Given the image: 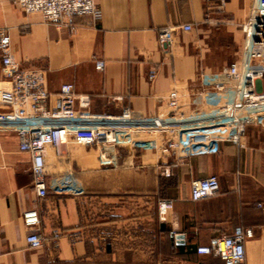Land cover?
<instances>
[{
    "label": "crops",
    "instance_id": "obj_1",
    "mask_svg": "<svg viewBox=\"0 0 264 264\" xmlns=\"http://www.w3.org/2000/svg\"><path fill=\"white\" fill-rule=\"evenodd\" d=\"M95 1V18L77 16L71 29L0 0L14 59L42 67L50 92L72 83L93 114H166L172 89L180 103L231 98L224 72L239 54L250 0ZM164 27L173 29L166 50L158 40ZM257 89L264 93V76ZM158 146L147 136L132 151L109 155L64 147L63 156L49 155V175L71 172L80 190L49 189L39 199L29 154L14 132H0V264H222L196 249L237 229L252 231L245 263L264 264V127L248 125L238 143L188 158L163 157ZM206 178L215 189L194 197L191 181ZM163 199L170 200L165 220L158 216ZM31 208L45 237L38 248L25 241L21 215Z\"/></svg>",
    "mask_w": 264,
    "mask_h": 264
},
{
    "label": "built area",
    "instance_id": "obj_2",
    "mask_svg": "<svg viewBox=\"0 0 264 264\" xmlns=\"http://www.w3.org/2000/svg\"><path fill=\"white\" fill-rule=\"evenodd\" d=\"M25 13L38 12L57 26L73 29L74 18H95V0H13ZM242 39L238 56L229 61L224 75L230 82V99H204L180 103L175 89L167 95L166 114L137 115L125 108L119 114H93L87 110L88 96L75 93L70 82L50 92L45 70L23 66L11 52L10 37L0 27V132H14L18 149L30 157L32 188L39 199L49 189L79 192L71 172L49 175V155L63 156L64 147L95 146L105 155L123 148L132 151L134 141L155 137L161 156L188 158L214 153L221 142L238 143L248 125L264 127V93L257 82L264 76V0H250L248 14L240 26ZM159 43L166 50L173 41V29L161 28ZM103 60L94 67L103 69ZM222 88V86H219ZM191 193L200 197L215 189L212 178L193 179ZM170 200L158 202V216L166 219ZM28 229L25 241L30 248L41 247L45 241L39 232L36 208L22 212ZM169 235L174 236L170 231ZM251 229H237L228 235L213 238L208 245L197 247L198 253H214L222 264H246L244 241Z\"/></svg>",
    "mask_w": 264,
    "mask_h": 264
}]
</instances>
